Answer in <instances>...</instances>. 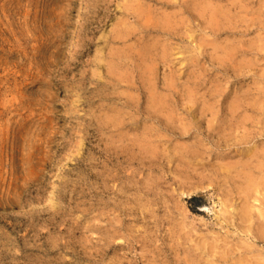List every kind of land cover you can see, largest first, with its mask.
I'll return each mask as SVG.
<instances>
[{"label":"rangeland","instance_id":"obj_1","mask_svg":"<svg viewBox=\"0 0 264 264\" xmlns=\"http://www.w3.org/2000/svg\"><path fill=\"white\" fill-rule=\"evenodd\" d=\"M261 166L264 0H0V264H263Z\"/></svg>","mask_w":264,"mask_h":264},{"label":"bare ground","instance_id":"obj_2","mask_svg":"<svg viewBox=\"0 0 264 264\" xmlns=\"http://www.w3.org/2000/svg\"><path fill=\"white\" fill-rule=\"evenodd\" d=\"M215 13H216V12H214L213 14L215 15ZM219 13H220V12H219ZM216 14H217V13H216ZM220 15H221V14H220ZM218 16H219V15H217L216 17H218ZM216 17L213 16V18H216ZM213 18H212V19H213ZM213 24L215 25V23H213ZM216 25H217V24H216ZM250 153H251V152H250ZM253 154H254V153H253ZM252 156H253V155H252ZM255 157H256V156H255ZM253 158H254V156H253ZM253 158H252V159H253ZM248 162H249V160H248ZM251 162H252V161H251ZM257 162H259L258 159H257ZM249 164H250V163H249ZM245 165H246V164L244 163V167H245ZM247 165H248V164H247ZM258 165H260V164H258ZM262 165H263V164H262ZM246 167L248 168V166H246ZM253 167H254V164H253V166L251 167V169H252ZM257 167H258V166H257ZM261 167H262V166H261ZM261 167H259V169H261ZM249 168H250V165H249ZM249 168H248V169H249ZM262 168H264V167H262ZM243 169H244V168H243ZM256 170H258V169H256ZM258 171H259V170H258ZM260 171H262V169H261ZM260 171H259V172H260ZM241 172H243V171H241ZM245 172H247V171H245ZM247 173H248V172H247ZM260 173H261V172H260ZM261 174H262V173H261ZM263 174H264V173H263ZM254 175H255V174H254ZM243 176H244V175H243ZM245 176H246L245 179H247V178H248L247 175H245ZM252 176H253V175H252ZM252 176H249V183H248V184H249V187L246 185V186H245V187H247L246 189H245V187L242 188V190L245 189L244 192H245V191H248L247 189H249L248 194L251 193L252 191H253L252 193H254V191H255V193H257V192H256L257 188L260 189V187H261V186L258 187L257 183H258L260 180H261V181L264 180V179H260V178H259L260 180L256 182V179L253 178ZM256 177H257V176H256ZM261 177H264V176L262 175ZM245 179H244V180H245ZM254 179H255V180H254ZM257 180H258V179H257ZM261 181H260V182H261ZM246 182H248V181H246ZM263 182H264V181H263ZM263 182H261V183H263ZM261 183H260V184H261ZM258 184H259V183H258ZM263 185H264V184H263ZM263 188H264V187H263ZM260 190H261V189H260ZM258 191H259V190H258ZM263 191H264V189H263ZM244 192H243V193H244ZM248 194H247V195H248ZM257 194H259V193H257ZM243 195L246 196V193L243 194ZM248 196H249V195H248ZM253 196H254V195H252L251 197H253ZM249 197H250V196H249ZM249 199H250V198H249ZM249 199H248V200H249ZM244 201H246V203H247V200H244ZM250 201H251V199H250ZM246 203H245V204H246ZM248 204H249V203H248ZM246 205H247V204H246ZM245 207H246V206H245ZM250 207H251V206H250ZM250 209H251V208H250ZM250 209H247V208H246V210L243 211V214H244V215L242 214L243 216H245L246 219H248V221L250 220L249 218H252V217H251V211H250ZM260 212H261V211H260ZM259 214H260V213H259ZM263 214H264V212H263ZM259 216H260V215H259ZM241 217H242V216H241ZM263 217H264V215H263ZM263 217H262V219L264 220ZM245 218H244V219H245ZM260 218H261V217H260ZM241 219H242V218H241ZM242 221H243V220H242ZM250 221H251V220H250ZM243 222H244V221H243ZM263 222H264V221H262V223H263ZM247 223H248V222H247ZM263 226H264V225H263ZM260 229H261V228H260ZM262 229H263V228H262ZM247 231L250 232V230H247ZM247 231H246V233H247ZM260 232H262V230H261ZM260 234H262V235H260ZM260 234H259V235H260L259 238H262L261 240H263V238H264V229H263V232L260 233ZM259 238H258V239H259ZM261 240H260V241H261ZM226 259H227V258H226ZM224 260H225V259H224ZM212 264H213V262H212ZM263 264H264V263H263Z\"/></svg>","mask_w":264,"mask_h":264}]
</instances>
